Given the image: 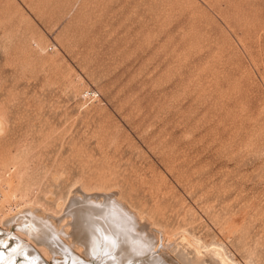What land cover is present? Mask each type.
Returning <instances> with one entry per match:
<instances>
[{"label":"rangeland","instance_id":"obj_1","mask_svg":"<svg viewBox=\"0 0 264 264\" xmlns=\"http://www.w3.org/2000/svg\"><path fill=\"white\" fill-rule=\"evenodd\" d=\"M0 133V243L28 240L4 221L22 208L97 197L159 262L188 239L264 264V0H0Z\"/></svg>","mask_w":264,"mask_h":264},{"label":"bare ground","instance_id":"obj_2","mask_svg":"<svg viewBox=\"0 0 264 264\" xmlns=\"http://www.w3.org/2000/svg\"><path fill=\"white\" fill-rule=\"evenodd\" d=\"M96 198L81 201L82 206L79 208L74 201L67 213L59 219L34 208H22L13 216L7 217V220L3 219L7 226H15L18 233L26 236L28 240L23 241L16 234H12L13 237H9L11 233L5 234L6 237L1 238L2 248L8 244V238L17 240V244L15 250H11L9 258L4 251H0V259H7L8 264H14L20 254L29 261L25 264H41L42 262L37 261L38 255L31 245L33 243L42 248L45 254L51 249L53 255H63L66 260L70 259L71 253L72 262L75 264H79V259L73 254V248L88 258L98 254L101 261L108 257L111 259L116 254L115 258H119L120 264H164L161 260L160 263L150 258L153 243L147 232L137 225L134 214L131 215L123 204L111 197L112 200L104 201H97ZM187 243L191 244L190 240L187 239ZM180 244L184 249H178L176 245L172 252L176 253L181 264H232L220 250L212 249L213 251L204 254L199 247L189 250L188 244Z\"/></svg>","mask_w":264,"mask_h":264}]
</instances>
